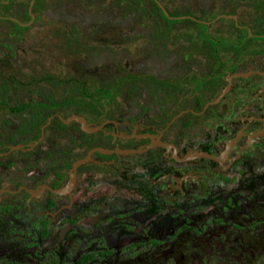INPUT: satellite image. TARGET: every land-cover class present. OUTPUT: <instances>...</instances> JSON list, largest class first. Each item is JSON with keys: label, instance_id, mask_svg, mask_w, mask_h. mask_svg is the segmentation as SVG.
Wrapping results in <instances>:
<instances>
[{"label": "flooded vegetation", "instance_id": "af4514ba", "mask_svg": "<svg viewBox=\"0 0 264 264\" xmlns=\"http://www.w3.org/2000/svg\"><path fill=\"white\" fill-rule=\"evenodd\" d=\"M229 5L192 20L205 56L117 118V88L6 90L0 264H264V0ZM217 14L227 39L207 32Z\"/></svg>", "mask_w": 264, "mask_h": 264}, {"label": "rangeland", "instance_id": "374dc122", "mask_svg": "<svg viewBox=\"0 0 264 264\" xmlns=\"http://www.w3.org/2000/svg\"><path fill=\"white\" fill-rule=\"evenodd\" d=\"M29 1L0 6V99H6V90L58 94L116 86L118 92L106 113L117 118L125 113L127 102L133 105L145 95H163L164 86L158 81L178 79L186 66L205 56L199 44L204 26L188 19L166 20L152 0H40L31 7L33 18L25 30L4 18L27 22ZM157 1L172 16L206 21L231 10L230 0ZM254 6L246 1L243 9L252 11ZM207 32L224 39L234 34L224 18L211 23ZM247 36L254 40L251 33ZM132 75H154V80H135ZM188 85L180 90L188 92ZM83 113L95 120L92 112ZM5 114L0 106V129Z\"/></svg>", "mask_w": 264, "mask_h": 264}, {"label": "water", "instance_id": "95a60500", "mask_svg": "<svg viewBox=\"0 0 264 264\" xmlns=\"http://www.w3.org/2000/svg\"><path fill=\"white\" fill-rule=\"evenodd\" d=\"M33 1H34V0H30V1H29V5H28V9H29V11H30V9H31V7H32ZM155 2H156V4H157L158 8L161 10L163 16L166 17V18H169V19H172V20H181V19H191V20H195L194 17L189 16V15H181V16H172V15H171V16H170V14L167 12V10L164 8V6H163L160 2H158L157 0H155ZM29 16H30L31 18L33 17V16L30 14V12H29ZM221 17H225V16H224V15L217 16L216 19L221 18ZM10 19H11L12 21H14V22H17V20H16L15 18H10ZM17 23H18L20 26H25V25L29 24L30 22L27 23V24H25V23H19V22H17ZM227 89H228V86H226V87L223 89L221 95H220L216 100H214L212 103L216 102V101H217V100H218V99H219V98H220V97H221V96L227 91ZM69 120H75L76 122H78L79 125H80L81 130H83V131H85V132H91V131H94V130H96V129L99 128V127H88V126L86 125L85 120H84L82 117H80V116L73 115V116H71V117L69 118ZM235 139H236V138L231 139V140L227 143L226 150L229 149V147L232 145V143L234 142ZM116 152H118V153H120V154H130V153L137 152V151H135V150H131V149H124V150H116ZM189 157L208 158V159L218 160L217 157H215V156H213V155H211V154H208V153H206V152H196V153H193V154H192L191 156H189ZM84 161H85V159H82V160L76 162L74 166H76L77 164H79V163H81V162H84ZM70 184H71V181L69 182L68 185L70 186ZM58 192H60V191H58Z\"/></svg>", "mask_w": 264, "mask_h": 264}, {"label": "trees", "instance_id": "16d2710c", "mask_svg": "<svg viewBox=\"0 0 264 264\" xmlns=\"http://www.w3.org/2000/svg\"><path fill=\"white\" fill-rule=\"evenodd\" d=\"M7 1L11 2L12 0H7ZM39 1H40V0H35L34 5H36V3L39 2ZM152 1H153V4H154L155 8H156V9L158 10V12L160 13V15H161L164 19H166V20H171V19H169V18L164 17L163 14H162V12H161V10L158 8V6H157L155 0H152ZM0 6H6V0H2V1H0ZM170 15H172V14H170ZM27 17H28V13H27ZM12 23H14V22H12ZM14 24H15L18 28H20V29H22V30H25V29L27 28V27H21V26H19L17 23H14ZM203 39H204V40H208V39H209L208 35H207V34H203ZM131 78H132V79H135V80H146V81L154 80V78L149 77V76H136V75H132ZM155 81H157V80H155ZM158 82L161 83L162 85L164 84V81H158ZM108 89H112V90H114V89H116V86H114V87H109Z\"/></svg>", "mask_w": 264, "mask_h": 264}]
</instances>
